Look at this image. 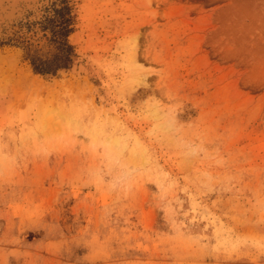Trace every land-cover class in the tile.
Listing matches in <instances>:
<instances>
[{"label": "rangeland", "instance_id": "1", "mask_svg": "<svg viewBox=\"0 0 264 264\" xmlns=\"http://www.w3.org/2000/svg\"><path fill=\"white\" fill-rule=\"evenodd\" d=\"M28 10L0 19V264H264V0ZM62 16L72 63L36 74Z\"/></svg>", "mask_w": 264, "mask_h": 264}, {"label": "trees", "instance_id": "2", "mask_svg": "<svg viewBox=\"0 0 264 264\" xmlns=\"http://www.w3.org/2000/svg\"><path fill=\"white\" fill-rule=\"evenodd\" d=\"M61 18L63 19V22L61 21L58 31L60 39L53 41L55 52L48 57L32 55L29 58L31 67L36 74L55 75L59 70L68 69L72 63V57L74 54L72 47L68 45L66 40L67 35L70 33V29H68L64 17L62 16Z\"/></svg>", "mask_w": 264, "mask_h": 264}, {"label": "bare ground", "instance_id": "3", "mask_svg": "<svg viewBox=\"0 0 264 264\" xmlns=\"http://www.w3.org/2000/svg\"><path fill=\"white\" fill-rule=\"evenodd\" d=\"M40 2L41 0H0V19L11 21V19L15 17L19 18L18 12L20 13L22 12L20 11L21 8L24 9L23 12H25V10L27 11L28 9H31V8L33 9L39 6ZM1 25H4V24H1ZM16 28H17V25H14V27L11 26L12 32L16 31Z\"/></svg>", "mask_w": 264, "mask_h": 264}]
</instances>
